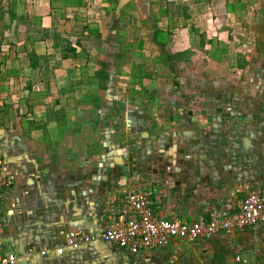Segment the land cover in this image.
Instances as JSON below:
<instances>
[{
  "label": "crops",
  "instance_id": "0c3cea01",
  "mask_svg": "<svg viewBox=\"0 0 264 264\" xmlns=\"http://www.w3.org/2000/svg\"><path fill=\"white\" fill-rule=\"evenodd\" d=\"M0 152V256L16 264L97 260L108 244L39 252L101 235L137 187L181 222L259 191L264 0H0ZM123 256L264 264V226Z\"/></svg>",
  "mask_w": 264,
  "mask_h": 264
},
{
  "label": "built area",
  "instance_id": "2783aa9c",
  "mask_svg": "<svg viewBox=\"0 0 264 264\" xmlns=\"http://www.w3.org/2000/svg\"><path fill=\"white\" fill-rule=\"evenodd\" d=\"M13 184V176L0 152V233L4 229L2 194ZM108 226L101 235L89 236L83 232H70L64 245L39 252L42 257L53 251L62 256L66 248L73 251L82 245L102 242L130 254L159 252L173 241L183 243L207 242L218 234L231 236L238 232L264 226V188L239 198L235 203H225L209 210L193 222L166 220L156 216L152 193L137 187L126 192L122 205L111 208ZM29 250L27 256H35ZM15 255L0 256V264H16ZM238 263H246L239 256Z\"/></svg>",
  "mask_w": 264,
  "mask_h": 264
},
{
  "label": "rangeland",
  "instance_id": "374dc122",
  "mask_svg": "<svg viewBox=\"0 0 264 264\" xmlns=\"http://www.w3.org/2000/svg\"><path fill=\"white\" fill-rule=\"evenodd\" d=\"M89 252L96 254L95 258L97 260L83 262L82 264H126L127 261L123 254H127L128 252L112 245L97 244V247L89 250Z\"/></svg>",
  "mask_w": 264,
  "mask_h": 264
}]
</instances>
